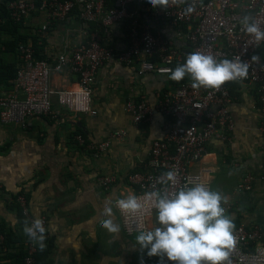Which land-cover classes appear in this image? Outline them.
Listing matches in <instances>:
<instances>
[{
	"label": "crops",
	"instance_id": "0c3cea01",
	"mask_svg": "<svg viewBox=\"0 0 264 264\" xmlns=\"http://www.w3.org/2000/svg\"><path fill=\"white\" fill-rule=\"evenodd\" d=\"M33 21L34 29L45 17ZM161 32L175 39L172 28ZM5 35L2 39L8 41ZM82 40L84 33L77 20L56 24L44 39L41 55L53 62ZM109 42L119 48L126 44L124 28L114 29ZM176 44L184 46L180 41ZM19 60L13 46L0 40V94L11 89L13 78L9 76L19 68ZM138 68V64L111 62L100 70L94 85V114L60 106L54 94V117L37 116L20 127L4 124L0 116V264H24L22 228L27 219L21 213L19 195L25 198L30 217H44L48 222L39 264H140L141 258L150 264L144 252L133 247L136 234H125L114 198L135 192L127 177L147 169L152 143L164 135L165 116L158 109L159 102L176 85L169 76L140 75ZM51 87L79 89L76 76L67 70L52 73ZM231 88L237 124L232 141L210 140L208 153L189 169L203 173L211 189L233 202L229 215L234 226H264V134L259 128L258 89L248 84ZM141 99L154 112L150 121L138 125L128 102ZM114 133L121 136L112 138ZM77 134L98 143L108 140L110 148L93 157L77 142ZM248 174L253 177V189L241 193L238 186ZM100 177H112L114 182L106 188ZM108 199H113V219L120 225L115 233L100 227V212ZM155 224V216L150 217V227Z\"/></svg>",
	"mask_w": 264,
	"mask_h": 264
},
{
	"label": "built area",
	"instance_id": "2783aa9c",
	"mask_svg": "<svg viewBox=\"0 0 264 264\" xmlns=\"http://www.w3.org/2000/svg\"><path fill=\"white\" fill-rule=\"evenodd\" d=\"M191 8V10H189ZM9 16H0V28L6 19L24 23L39 37L41 45L46 35L56 24L77 20L83 30L84 40L69 52L58 54L53 62L38 55L32 40L19 46V68L12 79V87L0 94V116L4 124L26 127L37 116L54 117L52 96H57L60 106L76 112L96 113L94 108V85L100 70L111 62L127 66L139 65L140 75L169 76L174 64L184 62L185 54L191 51L210 53L217 59H235L248 64V74L239 80L225 81L218 88H193L191 82L182 83L165 92L158 109L165 116L163 137L152 143L147 169L134 171L127 177L135 193L157 190L172 191L188 179L205 183L211 188L201 172H192L189 166L198 163L208 153L210 140L225 143L232 141L236 120L232 112L235 97L234 84L254 85L258 89L261 115L260 131L264 134V40L256 42L246 33L241 24L247 16L264 29V0H167L165 8L152 6L145 0H12L8 4ZM45 17V21L33 29V20ZM101 29L89 31L90 25ZM117 27L125 31L127 43L121 48L109 40ZM173 29L175 39L164 36V28ZM157 31V34H155ZM183 43V48L176 42ZM255 55L257 59L253 60ZM67 70L78 80L79 89L54 90L51 75ZM136 124H145L153 116L154 109L141 100H130ZM121 136L114 133L112 138ZM85 145L93 157L103 155L110 148V141H89L82 134L75 136ZM172 170L175 183L157 182L163 173ZM100 184L108 188L112 177H100ZM253 189V177L248 174L239 184V192ZM21 213L30 222L25 198L18 197ZM222 206L229 215L234 208L231 201ZM116 208V207H115ZM122 227L126 235L137 234V221L121 213ZM154 210L145 205L139 216L144 228H151L150 217ZM47 228V219L42 218ZM235 245L228 257L230 264H264V226H234ZM39 246L27 236L23 244L24 264H38ZM157 257L145 256L150 264H157ZM171 264V262H168Z\"/></svg>",
	"mask_w": 264,
	"mask_h": 264
},
{
	"label": "clouds",
	"instance_id": "9594fccd",
	"mask_svg": "<svg viewBox=\"0 0 264 264\" xmlns=\"http://www.w3.org/2000/svg\"><path fill=\"white\" fill-rule=\"evenodd\" d=\"M145 3L153 8H165L167 0H145ZM241 24L256 42L264 40V29L256 22L245 16ZM252 59L257 57L253 55ZM247 74L248 64L239 57L217 59L210 53L191 51L185 54L183 63L170 71L169 79L179 81L187 75L193 88H218L225 81L239 80ZM157 182L174 184V171H166ZM226 199L205 183L188 179L172 191L155 188L142 194L129 191L115 197L114 204L121 213L137 221L133 247L148 257H157V264H230L228 257L235 237L234 221L222 206ZM145 205L155 212L156 224L151 228L139 223ZM100 215L103 217L100 227L111 233L120 230L113 219V199L105 201ZM22 231L40 248L45 246L46 227L41 217L25 222ZM140 264H144L142 258Z\"/></svg>",
	"mask_w": 264,
	"mask_h": 264
},
{
	"label": "trees",
	"instance_id": "16d2710c",
	"mask_svg": "<svg viewBox=\"0 0 264 264\" xmlns=\"http://www.w3.org/2000/svg\"><path fill=\"white\" fill-rule=\"evenodd\" d=\"M12 0H0V16L2 17H7L9 16V9H8V4L9 2H11ZM114 0H109L110 5H113ZM98 29H101L99 25L96 24H91L90 25V29L89 31H96ZM32 30L28 27H24V23H16L14 21H9L8 19H6L5 23L2 25V27L0 28V40L4 43H8L11 44L14 48V50L18 53L19 55V46L21 44H27L30 40H32V45L35 48L36 52L39 54H41V48L44 46V40L42 42V44H39V37H37L36 33H30L29 31ZM4 34H7L5 36H8V41H4L2 39V37L4 36ZM155 34H157V31H155ZM177 64H174V67L177 66ZM18 69H14V71H12V75L9 76V78H14L17 74ZM175 85L178 86L182 83L185 82H191L189 77L185 76L183 78H181V80L176 81L173 80ZM83 135V134H82ZM84 136V135H83ZM26 221V220H25ZM22 261H24L23 259V252H22ZM37 262L39 264V253L37 254Z\"/></svg>",
	"mask_w": 264,
	"mask_h": 264
}]
</instances>
